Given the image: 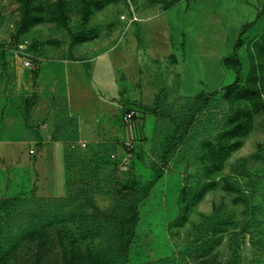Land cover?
<instances>
[{
    "label": "rangeland",
    "instance_id": "rangeland-1",
    "mask_svg": "<svg viewBox=\"0 0 264 264\" xmlns=\"http://www.w3.org/2000/svg\"><path fill=\"white\" fill-rule=\"evenodd\" d=\"M131 3L141 21L130 26L122 20L130 0H0V97L11 124L61 141L67 152L65 190L41 196L35 188L17 197L25 203L0 211V264H39L36 240L24 234L57 227L41 200L81 195L106 209L118 195L143 191L159 169L163 177L139 204L129 264H264V0ZM260 13L263 22L242 33ZM25 41L39 66L28 79L48 73L42 94L21 89L24 65L13 51ZM201 94L215 102L184 126ZM129 110L135 117L126 123ZM221 141L229 151L213 159ZM24 147L29 156L35 146ZM25 170L28 189L35 182ZM55 171L65 184L63 167ZM187 174L198 187L188 215ZM210 239L216 245L202 258ZM57 254L45 264H64Z\"/></svg>",
    "mask_w": 264,
    "mask_h": 264
},
{
    "label": "trees",
    "instance_id": "trees-1",
    "mask_svg": "<svg viewBox=\"0 0 264 264\" xmlns=\"http://www.w3.org/2000/svg\"><path fill=\"white\" fill-rule=\"evenodd\" d=\"M254 24L255 22L246 24L242 33ZM262 38H264V35ZM239 47L240 39L235 44V50H238ZM235 85H237V82L229 88L233 89ZM213 102H215V99L208 97L206 94L197 96L188 107L187 116L183 119V125L191 126L197 121L199 115L211 108ZM232 132L229 131L228 134ZM183 134L180 136L181 140L185 136ZM171 146L173 148L167 153V160H170L171 156L176 153L178 147L176 140ZM237 146L238 144L231 146L230 150L233 151ZM228 151L227 144L221 141L219 145L213 148V159H224ZM163 174L164 170L159 169L156 178L143 191L133 190L128 194L118 195L106 209L97 207L91 199H84L81 195L74 199L45 198L46 200H41V213H44V215L48 213L45 218L55 220L57 227L51 232L47 230L46 225L42 224L25 232L24 238H33L37 242L38 263H48L47 254L56 250L58 252L57 255L61 256L64 264H129L131 246L137 235V227L140 223L139 204L150 195L155 183L163 177ZM199 181L201 182V179ZM191 183V176L187 174L182 191V199L187 202L184 210L187 215L192 205L191 199L195 197L198 191V187L192 186ZM125 188H128V185ZM226 190H228V187H226ZM19 203H25V200L20 198L0 200V206L6 204V206L0 207V211L2 208L9 209ZM61 203H63V207H61ZM27 209H30L29 206L25 208V211ZM22 217L23 219L27 218V213L23 211ZM40 219L43 221L44 217L41 216ZM180 222L181 216L176 220V225ZM216 241L215 239H210L200 247L198 252L202 258H206L211 254ZM211 242L214 243L213 246H209ZM10 243L12 245L7 249L8 251L13 247V240ZM207 263L209 262L207 261Z\"/></svg>",
    "mask_w": 264,
    "mask_h": 264
},
{
    "label": "crops",
    "instance_id": "crops-1",
    "mask_svg": "<svg viewBox=\"0 0 264 264\" xmlns=\"http://www.w3.org/2000/svg\"><path fill=\"white\" fill-rule=\"evenodd\" d=\"M261 14L262 13L258 15V19H255L252 22H258L257 25H259L260 22H263L261 20ZM26 70L25 67H18V72L22 77L21 89H24L23 92H26V96L28 95V92L32 93L34 91L42 94L45 85L44 79L48 74L47 71L45 72L46 74H38L35 76L34 80H29L28 76H33V73L31 70L29 73ZM33 85L36 87L33 88ZM7 100L8 99L4 96L0 97V136L3 139L2 146L0 147V200L21 197V195H24L35 188L36 190H40L39 192L41 196H44L45 193L49 192L50 194H56V190H65L67 186V152L66 147H64L63 153V148L61 147L64 143L61 141L54 142L45 137L36 139L33 135H27L28 133L25 128L24 130L15 129L10 120L12 118L10 104L6 106ZM28 144L35 147L30 148V155L26 156L24 146ZM40 150H42L43 155L41 159H38L37 156ZM57 153L59 155H56ZM30 164H32V166ZM25 165H29L33 170L31 177L35 182L33 185L30 182L31 187L28 189H25V179L27 176ZM56 166L63 167L65 184H62V180L61 184H57Z\"/></svg>",
    "mask_w": 264,
    "mask_h": 264
},
{
    "label": "built area",
    "instance_id": "built-area-1",
    "mask_svg": "<svg viewBox=\"0 0 264 264\" xmlns=\"http://www.w3.org/2000/svg\"><path fill=\"white\" fill-rule=\"evenodd\" d=\"M130 5H131L130 14L129 15H122V20L128 22L131 26L132 24L140 22L141 18L138 15L137 11L135 10L134 6L132 5L131 0H130ZM2 44H3V41L0 39V50H2V48H3ZM28 44H29V41H25V43L19 45V47L16 50H14L13 52H14L16 57L22 59L23 65L25 68H27L31 71L37 70V68L39 66L34 61V57L28 51V46H27ZM134 117H135L134 111L129 110L125 113L124 121L126 123H131L133 121Z\"/></svg>",
    "mask_w": 264,
    "mask_h": 264
}]
</instances>
